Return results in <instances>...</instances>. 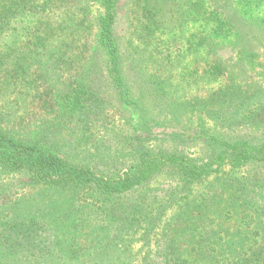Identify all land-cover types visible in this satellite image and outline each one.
<instances>
[{
    "label": "trees",
    "instance_id": "obj_1",
    "mask_svg": "<svg viewBox=\"0 0 264 264\" xmlns=\"http://www.w3.org/2000/svg\"><path fill=\"white\" fill-rule=\"evenodd\" d=\"M130 2L136 6L131 27L146 47L158 34L178 31L185 22L207 21L215 27L201 42L214 49L216 60L211 70L225 71L218 41H230L236 57L250 62L264 60V19L255 16L264 9V0H211L213 6L216 4L214 11L207 7V0ZM120 3L121 0H0V169L27 177L31 190L42 189L33 202L36 207L43 206L35 213L28 206L31 195L0 200V264H42L45 258L52 263L56 258L63 264H132L134 255L129 251L123 254L119 247L110 249L106 243L109 234L89 241L87 226L92 222L93 210L101 208L103 216L111 217L113 210L120 211L115 206L109 209L120 195L162 175L176 179L185 190L219 173L226 165L238 169L254 160L264 161V145L250 139L220 137L204 126L197 127L196 133L191 131L193 135L189 137L209 150L206 155L211 160L187 156L184 144H180L186 142L187 126L162 133L173 141L169 148L136 153L143 134L160 128L150 125L151 111L144 98L150 86L142 84L144 78L153 77L148 62L154 61L158 52H148L142 70L130 75L129 57L116 31ZM94 6L102 10L95 21L91 17ZM39 89L40 97H47L43 107L49 111V120L43 119L38 130L25 131L26 126L19 124L23 119L19 114L30 108ZM239 89L238 84H231L225 91L233 99ZM246 106L251 120L257 117L263 121L264 107L251 110L249 103ZM110 109L122 110V115L129 117L127 122L134 135L119 150L128 155L123 153L110 160L106 155L70 158L63 152L66 147L87 150L86 144L95 141L108 125ZM185 111L180 107L173 112ZM239 111L230 115L229 110L224 116L231 122L225 121L219 129L234 130V125L242 121L235 116ZM197 132L203 135L197 136ZM118 161H126V167H119ZM203 207L200 211L204 212ZM224 211L226 221L219 225L208 221L207 212L200 219L190 218V225L177 231L163 228L159 242H166V251L153 259L148 253L143 264L159 260L160 264H264V238L262 225L255 217L257 211L250 208L240 214L229 207ZM109 221L114 222V217ZM124 222L129 224L128 229L132 228L127 218ZM230 222L233 228H227ZM213 225L219 226L218 230L214 231ZM104 230L92 233L100 236ZM51 248L58 250L56 256L50 254Z\"/></svg>",
    "mask_w": 264,
    "mask_h": 264
},
{
    "label": "rangeland",
    "instance_id": "obj_2",
    "mask_svg": "<svg viewBox=\"0 0 264 264\" xmlns=\"http://www.w3.org/2000/svg\"><path fill=\"white\" fill-rule=\"evenodd\" d=\"M207 1H209L207 7L210 11L217 9L214 7L216 4L213 6L211 0ZM131 2L121 0L116 25L123 51L129 57L127 66L131 71L130 75H135L138 69L142 70L148 52L154 49L158 52V56L155 54V60L148 62L153 77L144 78L143 83L142 81L136 83L150 86L148 93L144 95L145 104L151 111L149 113L150 125L160 128L154 129L152 134H147V132L143 134V143L136 153L152 150L157 152L163 147L169 148L173 141L162 133L177 132L180 127L185 126L189 127L188 136L184 138L186 142H180V144H184L187 156L193 159L202 160L210 156L206 155L209 150H205L200 141H192L189 137L193 135L191 131L194 130L196 133L197 127L201 126L220 137H228L234 141L250 139L256 145H264V114L261 115L263 121H260L257 117L251 120L246 113L248 103L250 109L264 107V60L250 62L249 59L236 57L232 54L230 41H226L225 44L218 41L216 44L220 48L219 53L222 58L220 62L225 71L219 73L211 70L210 66L214 65L216 60L213 55L214 49L205 42H201L202 37L215 27L213 23L207 21L190 20L179 28L175 25L178 31L158 34L157 39L151 41L150 47H146V42L141 43L140 37L131 27L136 10V6H133ZM91 10V17L95 21L102 10L99 6H94ZM255 16L264 19V9L261 13H255ZM198 45L199 48L196 47ZM138 62H141L140 67L137 65ZM151 66L154 67L153 70ZM148 73L147 70L146 75ZM231 84H238L240 87L233 99L225 91L226 87ZM39 90V96L32 99L30 108L19 114L23 117L19 120V124L21 127L26 126L25 131L36 129L43 119L44 122L49 120L46 118V112L49 111L43 107V100L47 97L41 98L42 89ZM224 93L227 96L223 95ZM211 101H213L212 104ZM180 107H184L186 111L178 114L173 112ZM229 110L230 115L238 110L241 111L235 114L237 119L242 120L241 123L234 125V130L219 129L223 128L225 121L231 122L224 116ZM108 116L109 122L105 130L101 129L97 139L86 144L87 150L81 152L66 147L63 152L67 153L70 158L106 155L110 160L113 156L123 155V153L128 155L125 151L120 152L119 150L122 149V143L134 135L127 122L129 117L123 116L122 110L115 109H110ZM219 116L220 119H218ZM201 135L203 134L197 132V136ZM79 147L83 148L84 145H79ZM208 159L211 160V158ZM118 163L119 167H126V161H118ZM27 186V177L10 175L0 169V200L6 198L14 200L22 195H31L32 198L28 199V206L32 207L35 213L37 211L39 213L43 206H34L33 199L39 198L42 189L33 190L32 188L31 190ZM202 205L204 212L200 211ZM114 206L120 211L113 210L111 217L103 216L101 208L92 211V222L87 226L88 238L90 242L98 241L109 234L106 243L110 249L113 251L119 247L118 250H123V254L129 251V254L134 255L132 264H143L142 259L148 253H151L153 259L166 251V242H159V234L163 228L170 232L177 231L181 227L185 228L188 224L190 225V218L200 219L207 212H209L208 221L214 220L218 225L222 224L226 221L225 211L223 212L225 207H229L233 213L240 211V214L250 208L257 211L260 217L257 212H254L255 217L262 225L261 231L264 238V161L254 160L238 169L226 165L219 173L204 177L202 181L185 190L176 179L162 175L148 185L137 188L131 193L120 195L109 209L112 210ZM112 217L115 219L114 222L109 221ZM125 218L128 223H131L132 228H127L129 224L124 222ZM120 221H122L121 224H119ZM151 221H154L152 226ZM218 227L213 225L212 229L216 231ZM101 228L105 229L102 235L97 236L92 233V230L98 233ZM227 228H233V224L228 223ZM85 239L86 236L80 242L84 243ZM57 253L56 248H51V255L56 256ZM54 260L56 262L52 263L51 260L45 258L42 264H63L56 258ZM160 263L162 260L155 262V264ZM89 264L99 263L89 262ZM107 264L119 263L116 261Z\"/></svg>",
    "mask_w": 264,
    "mask_h": 264
}]
</instances>
